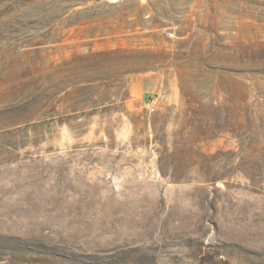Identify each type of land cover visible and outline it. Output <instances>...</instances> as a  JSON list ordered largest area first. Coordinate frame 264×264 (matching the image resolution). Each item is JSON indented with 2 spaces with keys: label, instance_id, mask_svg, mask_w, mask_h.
Here are the masks:
<instances>
[{
  "label": "rangeland",
  "instance_id": "rangeland-1",
  "mask_svg": "<svg viewBox=\"0 0 264 264\" xmlns=\"http://www.w3.org/2000/svg\"><path fill=\"white\" fill-rule=\"evenodd\" d=\"M197 241L264 264V0H0V264Z\"/></svg>",
  "mask_w": 264,
  "mask_h": 264
},
{
  "label": "trees",
  "instance_id": "trees-1",
  "mask_svg": "<svg viewBox=\"0 0 264 264\" xmlns=\"http://www.w3.org/2000/svg\"><path fill=\"white\" fill-rule=\"evenodd\" d=\"M23 15L28 16L29 14L24 11ZM43 25L44 24L41 23L38 26L29 25L25 27L26 29H28V33L31 35L29 37H32L34 39L35 45L37 46L42 45L43 43L47 41L46 35L44 34V32H41V28L43 27ZM193 253H194V256L192 257V259L194 260L196 264H205L206 251H205L204 243L197 241L195 245L193 246ZM135 260L140 262L141 264H147L143 257H138ZM201 260H203L204 262L203 263L199 262ZM219 260L222 262V259H219ZM111 263H114V264L118 263V260H114L112 262H106L105 264H111Z\"/></svg>",
  "mask_w": 264,
  "mask_h": 264
}]
</instances>
